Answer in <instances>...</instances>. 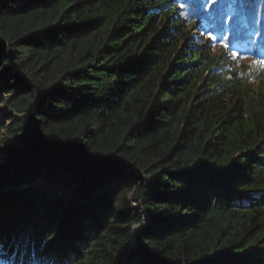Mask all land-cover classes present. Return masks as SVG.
<instances>
[{"label": "trees", "instance_id": "16d2710c", "mask_svg": "<svg viewBox=\"0 0 264 264\" xmlns=\"http://www.w3.org/2000/svg\"><path fill=\"white\" fill-rule=\"evenodd\" d=\"M227 50L264 57V0H0V264H264V75Z\"/></svg>", "mask_w": 264, "mask_h": 264}, {"label": "rangeland", "instance_id": "374dc122", "mask_svg": "<svg viewBox=\"0 0 264 264\" xmlns=\"http://www.w3.org/2000/svg\"><path fill=\"white\" fill-rule=\"evenodd\" d=\"M192 36L195 35L197 36V41L202 44L203 46L209 47L208 50H210V52L212 54H216V53H221V51L223 50V45L219 42L215 43V44H211L209 45L208 42L206 41V37L202 34H199V30L197 28L190 30ZM227 54V60L226 63L234 68L239 70L240 72H243L244 74H250L251 80H255L259 77H261L262 75H264V66H262L259 61H264L263 57H255L253 55H239L238 53L233 52L232 50L226 51ZM255 61V63H254ZM1 109H3V106L1 107ZM10 123V122H8ZM4 161V157L2 154H0V164ZM68 192V190H67ZM137 204L134 203V206H136ZM145 215V214H144ZM144 222L140 225L143 226ZM139 226V227H140ZM138 226L134 227V232H136V230L139 228ZM135 238V237H134ZM134 238H132V244H133V240Z\"/></svg>", "mask_w": 264, "mask_h": 264}, {"label": "snow or ice", "instance_id": "6c2138e0", "mask_svg": "<svg viewBox=\"0 0 264 264\" xmlns=\"http://www.w3.org/2000/svg\"><path fill=\"white\" fill-rule=\"evenodd\" d=\"M213 2H214V0H213ZM210 42V41H209ZM254 63H255V61H254ZM259 63L262 65V66H264V61H259Z\"/></svg>", "mask_w": 264, "mask_h": 264}, {"label": "water", "instance_id": "95a60500", "mask_svg": "<svg viewBox=\"0 0 264 264\" xmlns=\"http://www.w3.org/2000/svg\"><path fill=\"white\" fill-rule=\"evenodd\" d=\"M135 241V238H134V240H133V242Z\"/></svg>", "mask_w": 264, "mask_h": 264}]
</instances>
